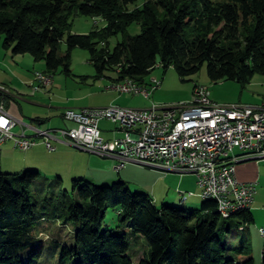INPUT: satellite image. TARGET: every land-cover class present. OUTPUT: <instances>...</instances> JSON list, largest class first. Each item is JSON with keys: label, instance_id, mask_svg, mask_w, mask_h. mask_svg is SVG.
I'll list each match as a JSON object with an SVG mask.
<instances>
[{"label": "trees", "instance_id": "1", "mask_svg": "<svg viewBox=\"0 0 264 264\" xmlns=\"http://www.w3.org/2000/svg\"><path fill=\"white\" fill-rule=\"evenodd\" d=\"M138 1L0 0L3 47L45 62L51 75L61 68L70 74L80 48L89 52L97 78L111 72L113 81L141 85L158 66L165 73L173 67L183 81L204 66L213 83L246 85L264 75V0H145L142 6ZM78 15L99 18L105 26L73 34ZM134 24L141 33L130 36ZM119 35L124 40L111 51L110 40ZM65 182L61 176L42 178L34 168L22 174L0 171V264H40L46 249L38 235L42 221L76 225L74 243L56 242L59 264H134L129 234L107 227L110 212L131 235L146 239L149 247L139 264H255L253 258H229L226 241L234 229L244 233L255 224L251 209L223 218L211 199L190 210L184 204L158 206L150 194L133 193L122 179L111 186L86 178L73 179L71 188ZM244 239L247 244L234 248L235 255L251 254L249 235Z\"/></svg>", "mask_w": 264, "mask_h": 264}, {"label": "built area", "instance_id": "2", "mask_svg": "<svg viewBox=\"0 0 264 264\" xmlns=\"http://www.w3.org/2000/svg\"><path fill=\"white\" fill-rule=\"evenodd\" d=\"M35 82L33 90L49 89L53 84L45 72H36ZM161 86L162 81L157 79L137 87H130L128 82L126 86H116L113 81L109 89L120 95L150 100ZM194 94H207V103H200V108H189V103H182L173 107L154 104L150 109L119 105L66 109L63 118L74 127L35 128L38 140L14 132L23 123L7 110L0 96V149L11 143L15 149L27 152L40 142L54 152V141L62 140L101 158L119 159L117 172L128 162L136 161L150 168L195 175L201 193H217L225 210L253 207L258 183L240 181L237 166L264 161V102L258 106L219 105L211 99L208 87L195 88ZM104 121L123 129L125 137L105 139L101 129ZM260 233L264 236V229Z\"/></svg>", "mask_w": 264, "mask_h": 264}, {"label": "rangeland", "instance_id": "3", "mask_svg": "<svg viewBox=\"0 0 264 264\" xmlns=\"http://www.w3.org/2000/svg\"><path fill=\"white\" fill-rule=\"evenodd\" d=\"M145 0H139L138 6H142ZM136 6L132 5L130 7L131 10L135 9ZM105 26L104 21L99 18H89L85 16H75L72 20L71 33L76 35H88L96 29H102ZM141 33V27L139 24L132 25L128 34L130 36H136ZM2 38V45L0 49V55L5 54V49L2 48L4 37ZM124 40L123 35H119L118 37H114L110 40V50L114 51L119 42ZM67 52V45L63 42L61 46V55H65ZM11 54L12 51H11ZM29 58H32L31 55H28ZM44 65L39 67L40 70H45V62H37V64ZM6 66V65H5ZM1 67L4 69L2 64ZM25 69V66L24 68ZM71 73L68 74L64 71L63 68L58 70L54 77L58 78V80H62V88L56 89L51 92L47 99L50 101L54 100L55 103H58V106L62 109L58 111L57 114L51 116L46 126L49 129H52V124L59 127L60 124H64L61 116L62 113L65 112L66 109L70 108V100L74 99L78 95H82L84 93H88L89 89L92 85H95L97 78V71L90 63V54L86 50L77 48L72 56L71 62ZM33 71V70H32ZM28 72V71H27ZM26 72V73H27ZM29 73V72H28ZM0 72V76H2ZM18 75V74H17ZM19 75L23 77L25 72H22L20 69ZM109 76L114 75L111 72H108ZM53 76V75H52ZM88 76H94V79H88ZM157 79L162 81V86L154 92L153 96L150 100H146L140 96H131L136 99V108L134 109H150L155 104L157 107H173L182 103H190L193 100L194 90L200 85L203 87H208L211 92V99L219 104V105H231V104H241L245 106H258L261 105L264 101V75L257 74L249 84L242 85L237 81H221L218 83H213L210 81L207 67L204 66L200 74L193 76L191 78L183 81L178 72L173 68H169V70L165 73L163 67L158 66L147 78L146 82L149 84L152 80ZM98 82V81H97ZM118 82V81H116ZM12 82H7V85L14 90L15 85L11 84ZM51 87V86H50ZM93 87V86H92ZM4 90V89H3ZM95 91H101L96 89ZM118 128L117 125L104 121L101 124V129L104 132L105 130H111V133H103V137L107 140L114 139H122L125 137L124 133H119L116 131ZM68 152L70 153L68 156V162L62 164L61 167H54L48 169L46 166H42L40 169L41 177H47L50 179H57L60 176L65 179L66 187L71 188L73 179H81L86 178L87 180L93 182L99 186H111L114 183L120 180V176L117 171L115 172L117 180L102 182V178L95 173V171L91 167V159L96 157V155H92L91 153L81 151L79 149H74L69 147ZM22 154V159L24 153ZM98 158V156H97ZM101 158V157H99ZM7 158H3V164L1 163L2 159L0 158V169L1 164L4 167V171L8 167L9 162L6 160ZM17 159V158H16ZM15 160V158H14ZM47 163V162H42ZM48 165V164H46ZM51 164H49L50 166ZM18 170L13 171L11 174H22L26 171L23 168H17ZM1 171V170H0ZM167 175H172V173H166ZM133 180L130 185H128L133 193L144 192L138 188L137 185L142 183L144 185H149L154 183L158 179H162V176L158 173L148 170H138L133 174ZM184 176V175H183ZM164 178V177H163ZM166 178V177H165ZM193 179V178H192ZM167 181V182H166ZM161 183L165 184L167 187L170 186L172 191H177L180 180L175 177L169 178L167 180H162ZM193 191L195 197L190 198L191 200H186L184 205L188 207L190 210L199 209L205 199L202 197L201 191L198 186H194ZM258 200L257 204H255L251 209L252 213L255 214V210L261 211L264 210V164H262V174L260 177V183L257 187ZM186 199H189V196H185ZM160 205L161 202L158 203ZM173 205V204H170ZM122 226V227H120ZM107 227L108 228H119L118 231H125L129 234V244L130 250L129 255L133 259L134 264H139L141 261V257L144 252L148 250V243L146 239L140 235H131L130 230L119 221L118 215L116 212H110L107 218ZM264 227V216L260 217V221L256 224L250 225L247 231L244 233L234 229V236L227 235L226 241L230 246V251L228 253V257L235 259L237 261L245 260L248 258H253L255 264H262L263 260V250H264V236L260 233V229ZM39 240L43 242L45 246V250L40 259V264H59L60 262V248L56 247V242H67L74 243V231L76 229L75 223H68V225H63V222H47L42 221L37 225ZM245 234L249 235L250 245H251V254L244 256L234 254V248H240L243 245H246L247 242L244 239ZM32 250V249H30ZM241 258V259H240Z\"/></svg>", "mask_w": 264, "mask_h": 264}, {"label": "crops", "instance_id": "4", "mask_svg": "<svg viewBox=\"0 0 264 264\" xmlns=\"http://www.w3.org/2000/svg\"><path fill=\"white\" fill-rule=\"evenodd\" d=\"M2 41V38H0V47L2 45ZM2 48L5 49L3 46ZM5 51V54L0 55V64L4 67V69L2 67L0 69L1 74H3L0 76V90L3 94L2 99L6 103L7 110L23 123V125H18L14 129V132L17 135L25 134L28 138L38 140L34 129H49L46 124L51 121L50 117L54 116L62 109L58 106V103H55L54 100L50 101V99H47V96H49L51 92L62 88V80H58V78L53 75V84L49 89L33 90V87L37 85L35 82V73L45 72V70L39 69V67L44 65H42V63L37 64L34 58H29L28 55L15 56L11 54L10 50L5 49ZM24 66L25 69H23ZM20 69L22 72H25L23 77L19 75ZM112 77H115V75L109 76L107 73L104 77L94 80L96 83L95 85H92L93 87L91 86L88 93L78 95L74 99L70 100V108L68 109L83 110L108 107L110 105L136 108V99H134V97L129 95H120L119 93L109 89L113 82ZM87 78L92 80L94 79V76H88ZM7 82H12L11 84L15 85V89L12 90L9 85H7ZM96 89L101 91H95ZM63 114L64 112L62 113L61 119L64 124H60L59 127L52 124V130L71 129L74 127L72 123L64 120ZM116 131L126 135L125 131L120 127L116 128ZM111 132L113 131L105 130L103 133ZM54 146L56 147V151L50 152L44 144L39 142V144L32 150L23 152L15 149L11 143H7L0 149V158L2 159L1 163L3 164V158L6 157V160L9 162L6 172L9 173H12L13 171L16 172L18 170L17 168H34L40 171V169L43 168L42 166H46L48 169L53 168L52 165H54V167H61L63 163L68 162V155L70 154L68 152L69 147H74L64 143L62 140L54 141ZM21 153L25 154L23 155V159L21 158ZM43 161L47 163H42ZM118 163L119 159L99 158V156L98 158L96 156L91 159V167L95 173L102 178V182L117 180L115 175V166ZM2 164L0 170L4 171ZM49 164L51 165L49 166ZM262 164H264V161H250L239 164L237 166L238 179L242 182H257L259 184L262 174ZM138 170L153 171L162 176V179H158L149 185H144L142 183L137 185L140 190L150 194L157 205H159V202H161V204L170 203L183 205L186 200L190 201V198L195 197L189 195L190 193H195L193 188L195 185L198 186L197 177L192 174H186L183 176L181 174L167 172L160 168H150L136 161L128 162L126 167L117 173L120 176V179L130 185L133 180L132 174ZM166 173H172V175H167ZM172 177L180 180L177 188L178 190L175 192L172 191L170 186L167 187L165 184L161 183L162 180H167ZM186 195L189 196V199L185 198ZM257 200L258 193L256 195L254 205L258 203ZM253 215L255 217L256 224L257 221H260V217L264 216V210H255V214ZM261 229H264V227Z\"/></svg>", "mask_w": 264, "mask_h": 264}, {"label": "bare ground", "instance_id": "5", "mask_svg": "<svg viewBox=\"0 0 264 264\" xmlns=\"http://www.w3.org/2000/svg\"><path fill=\"white\" fill-rule=\"evenodd\" d=\"M47 74L48 79L51 81V83H53V76L51 74ZM126 82H128V85H130V87H137V84L135 81L130 80V79H126L123 81H118L116 82V86H126ZM196 88H204L203 86H197ZM193 100L189 103V108H200V103H207V94H194L193 95ZM264 102V101H263ZM202 197L206 200H215L217 202L218 205V212L220 213V215L223 218H230L233 214L241 211V210H248L251 209L252 207L249 206H239L235 209H229V210H225L223 209L218 201V194L214 193V192H205V193H201Z\"/></svg>", "mask_w": 264, "mask_h": 264}]
</instances>
